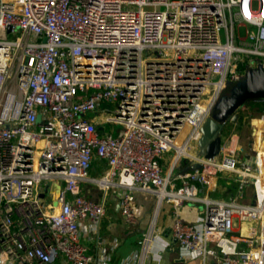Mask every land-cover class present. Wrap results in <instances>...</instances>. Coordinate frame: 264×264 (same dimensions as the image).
<instances>
[{"label": "built area", "instance_id": "built-area-1", "mask_svg": "<svg viewBox=\"0 0 264 264\" xmlns=\"http://www.w3.org/2000/svg\"><path fill=\"white\" fill-rule=\"evenodd\" d=\"M258 62L264 0H0V264H97L81 224L98 231L112 187L129 223L137 190L172 203L173 238L203 264H264V111L253 158L239 128L217 156L192 151L226 83ZM96 156L108 169L92 176ZM220 171L254 201L202 193ZM187 201L204 203L199 221ZM153 236L154 222L124 264H144Z\"/></svg>", "mask_w": 264, "mask_h": 264}, {"label": "crops", "instance_id": "crops-1", "mask_svg": "<svg viewBox=\"0 0 264 264\" xmlns=\"http://www.w3.org/2000/svg\"><path fill=\"white\" fill-rule=\"evenodd\" d=\"M263 117V111L252 110V112L238 123H230L227 137L230 138L231 131L240 129L235 143L238 150L247 158H253L256 148L257 132L252 127V118ZM248 123L249 129H246ZM249 132V134H248ZM181 168H189L182 164ZM108 169L107 161L96 156L92 162L91 175L99 176ZM84 186L80 187V193L96 200L102 198V190L92 182L82 181ZM91 183V184H90ZM202 193L215 199L236 200L242 203L254 201V187L251 182L241 186V180L235 172L220 171L211 176L209 184H200ZM121 192L117 187L108 192L106 210L102 217L98 231L90 230V222L84 220L81 224L82 239L89 246L90 252L97 264H124V259L138 250L143 235L149 230L154 222V236L151 243L149 258L144 264H203L201 257L191 256L190 252L181 248L171 234L174 222L173 204L167 201L158 205L157 196L152 192L137 190L133 201L136 221H126L121 210ZM182 218L187 221H199L205 214V205L202 202L187 201L180 206ZM237 232H246L244 224L242 227L236 225ZM241 229V231H240ZM205 264H220L219 259L209 254Z\"/></svg>", "mask_w": 264, "mask_h": 264}, {"label": "water", "instance_id": "water-1", "mask_svg": "<svg viewBox=\"0 0 264 264\" xmlns=\"http://www.w3.org/2000/svg\"><path fill=\"white\" fill-rule=\"evenodd\" d=\"M252 97H264V64L247 65L237 80L226 83L217 103L201 126L197 153L214 157L221 153L223 132L229 123H238L243 102ZM37 122H41V115Z\"/></svg>", "mask_w": 264, "mask_h": 264}, {"label": "rangeland", "instance_id": "rangeland-1", "mask_svg": "<svg viewBox=\"0 0 264 264\" xmlns=\"http://www.w3.org/2000/svg\"><path fill=\"white\" fill-rule=\"evenodd\" d=\"M165 6L164 5H159L158 6V8L159 9H163ZM146 8H151V6H146ZM240 30H241V32H242V34L245 32V27H241L240 28ZM222 36H223V38H225V28H223V30H222ZM19 37V36H18ZM252 98H254V97H252ZM249 99V98H248ZM247 100V99H246ZM245 100V101H246ZM244 101V102H245ZM243 102V103H244ZM248 106L247 107H243L244 109H243V116H244V118L246 117V116H248L249 115V113H250V111L252 112V109L254 110L255 109V106H253V104L252 103H249V104H247ZM239 109V108H238ZM239 111V110H238ZM90 115L91 114H89L88 115V117H90ZM230 124V123H229ZM229 124H227V126H226V128H225V130H224V132H223V138L225 139L226 137H227V134H228V130H229V127H230V125ZM246 129L248 130L249 129V126H248V123H246ZM106 127H107V129H111L112 127H115V129L118 127V126H114V124H111V123H107L106 124ZM242 125H240V127H239V129H242ZM248 134H249V132H248ZM196 145H198V144H196ZM194 146L193 147V149H192V151L193 152H195V153H197V151H198V148H197V146ZM186 160V159H185ZM184 160V161H185ZM88 182H90V181H88ZM91 184V183H90ZM93 184H95L96 185V183H93ZM79 186L80 187H82V186H84V183H82V182H80L79 183ZM114 188H116V187H112V189H114ZM111 190V189H110ZM237 233H239V232H237Z\"/></svg>", "mask_w": 264, "mask_h": 264}, {"label": "trees", "instance_id": "trees-1", "mask_svg": "<svg viewBox=\"0 0 264 264\" xmlns=\"http://www.w3.org/2000/svg\"><path fill=\"white\" fill-rule=\"evenodd\" d=\"M241 65L244 66V64H241ZM249 103H252L253 106H255V109H257V111H264V97L249 98L238 109L240 111V114H241L240 119L244 118V116H243V114H244L243 109L244 108L243 107L244 106L247 107L248 106L247 104H249ZM250 113H251V111H250ZM184 165L185 166L189 165V161L187 159L184 161Z\"/></svg>", "mask_w": 264, "mask_h": 264}]
</instances>
